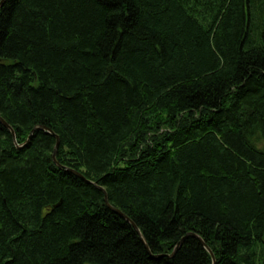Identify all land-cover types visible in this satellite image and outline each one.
<instances>
[{
  "label": "trees",
  "instance_id": "1",
  "mask_svg": "<svg viewBox=\"0 0 264 264\" xmlns=\"http://www.w3.org/2000/svg\"><path fill=\"white\" fill-rule=\"evenodd\" d=\"M0 117V264H264V0H4Z\"/></svg>",
  "mask_w": 264,
  "mask_h": 264
},
{
  "label": "water",
  "instance_id": "2",
  "mask_svg": "<svg viewBox=\"0 0 264 264\" xmlns=\"http://www.w3.org/2000/svg\"><path fill=\"white\" fill-rule=\"evenodd\" d=\"M3 1H4V0H0V5L3 3ZM0 122H1L2 124H4V126H6L7 128H9V130H10L11 133H12V135H14V131H13V129L9 126V124H8L7 122H5V120H4L2 117H0ZM35 129H42V130H45L46 132H48V133H50L51 135L55 136V138H56V144H55V147H54V150H53V153H52V158H53V160L56 162V160H55V152H56V149H57V146H58V137H57V135H55V134H54L49 128H47V127H45V126H35V127L30 131L27 140H29V138H30L31 135H32V132H33ZM73 172H74V171H73ZM74 173H75L76 175L82 177L78 172H74ZM99 188H100V187H99ZM100 189L103 190L102 188H100ZM103 192H104V190H103ZM104 201H105V204H106L108 207H110L114 212L120 214L121 216H123L124 218H126L128 221H130V220H129L124 214L121 213V211H119L117 208L112 207V206L108 203L107 195H106L105 192H104ZM130 222H131V221H130ZM132 224H133V226L136 228L135 224H134V223H132ZM136 229H137V228H136ZM137 231H138V229H137ZM138 232H139V231H138ZM189 234H190V235H193V236H195V237H197V238L200 240V242H201V244L204 246V248L210 253V255H211V257H212V260H213V263H214L213 254H212L211 250L209 249V247L205 244V242H204V241H203V240H202L197 234H195V233H189ZM182 240H183V238H182L179 242H177V244L175 245V247H174V249H173L171 255H172V254L176 251V249L180 246Z\"/></svg>",
  "mask_w": 264,
  "mask_h": 264
}]
</instances>
